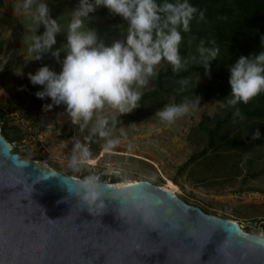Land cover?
I'll return each instance as SVG.
<instances>
[{
    "label": "rangeland",
    "instance_id": "374dc122",
    "mask_svg": "<svg viewBox=\"0 0 264 264\" xmlns=\"http://www.w3.org/2000/svg\"><path fill=\"white\" fill-rule=\"evenodd\" d=\"M43 2L66 34L71 10L79 0ZM21 3L0 0V128L14 152L80 180L90 174L112 183L148 180L163 186L170 180L187 203L236 221L246 232L264 235V142L252 139L257 129L264 136V119L249 113L263 111L264 104L257 97L248 104L240 103L237 107L244 118H234L235 109L226 100L231 92L229 68L238 57L229 52L226 43L214 45L220 57L210 62L209 78L201 66L199 43L181 32L185 69L177 73L161 61L157 76L142 89L141 106L120 117L113 133L120 143L102 154L104 141L94 139L90 149L95 163L74 172L68 167L73 142L83 141L87 131L71 124L64 105L46 110L44 105L51 104V99L36 97L43 86L31 84L28 73L34 74L44 65L59 73L61 64L50 52L31 60V36L42 34L44 26L35 33L29 13L18 7ZM90 16L86 25L95 28L106 44L122 38L127 22L120 15L101 6ZM63 33L57 35L53 50L66 43ZM65 55L62 51L60 59ZM21 70V75L15 73ZM181 79L188 83L182 86ZM196 95L201 97L198 109L173 124L155 115L166 104H179L186 98L193 101ZM234 137L242 143L231 147L228 144Z\"/></svg>",
    "mask_w": 264,
    "mask_h": 264
},
{
    "label": "clouds",
    "instance_id": "9594fccd",
    "mask_svg": "<svg viewBox=\"0 0 264 264\" xmlns=\"http://www.w3.org/2000/svg\"><path fill=\"white\" fill-rule=\"evenodd\" d=\"M101 6L127 22L126 30L121 31L122 38L110 45L99 37L95 28L86 25L92 19L90 13ZM18 7L29 13L35 33L40 25L44 26L42 34L31 36L28 46L31 60H40L43 54L50 52L61 64L59 73L47 65L39 67L34 74L28 73L31 84L43 86V90L35 93L36 97L51 99V104L44 105L46 110L54 105H64L71 124L81 132L87 131L83 141L74 139L73 142L68 167L74 172L92 164L90 144L94 139L104 141L105 151L120 143L113 135L120 117L141 106L142 89L157 76L156 69L161 61L170 64L174 72L185 69L187 60L180 54L181 32L191 30L190 23L197 19V14L199 20L205 16L204 11L198 10L189 0H164L163 3H157V0H79L71 10L65 34L43 0H22ZM61 33L65 34L66 43L53 50L56 37ZM208 43L213 47L206 46L201 40L197 51L205 75L210 78V62L220 57V50L214 46L215 41ZM62 51L66 55L61 60ZM229 71L231 92L226 104L235 109L234 118L243 120L237 105L248 104L264 93V37L259 54L241 55L230 65ZM15 73L21 75L22 70ZM179 83L184 86L188 81L181 79ZM200 100L201 97L196 95L193 101L186 98L179 104H166L155 115L170 125L197 110ZM259 137L257 129L252 139ZM148 188L145 184L143 188L124 185L118 189L122 202L120 215L134 211L145 224L157 223V209L162 202ZM71 194L94 215L103 213L107 207L105 187L98 175L90 174L77 182Z\"/></svg>",
    "mask_w": 264,
    "mask_h": 264
},
{
    "label": "water",
    "instance_id": "95a60500",
    "mask_svg": "<svg viewBox=\"0 0 264 264\" xmlns=\"http://www.w3.org/2000/svg\"><path fill=\"white\" fill-rule=\"evenodd\" d=\"M79 178L22 158L0 128V264H264V235L205 212L148 180L158 222L120 215L122 186L101 181L105 211L71 192ZM124 186V185H123Z\"/></svg>",
    "mask_w": 264,
    "mask_h": 264
},
{
    "label": "trees",
    "instance_id": "16d2710c",
    "mask_svg": "<svg viewBox=\"0 0 264 264\" xmlns=\"http://www.w3.org/2000/svg\"><path fill=\"white\" fill-rule=\"evenodd\" d=\"M164 0H157L163 3ZM175 2V0H168ZM198 10L204 11L203 20L193 19L188 34L196 42L209 41L224 42L231 54L236 57L259 54L262 50V37H264V0H189ZM264 104V93L257 96ZM256 118L264 119V110L249 112ZM1 132L3 130L1 129ZM3 134V133H2ZM256 143L264 142V136L259 137ZM242 141L234 137L229 146H237Z\"/></svg>",
    "mask_w": 264,
    "mask_h": 264
},
{
    "label": "bare ground",
    "instance_id": "6f19581e",
    "mask_svg": "<svg viewBox=\"0 0 264 264\" xmlns=\"http://www.w3.org/2000/svg\"><path fill=\"white\" fill-rule=\"evenodd\" d=\"M106 151L103 150L102 151V154L105 153ZM101 154V155H102ZM96 160L93 159V162L92 163H95ZM46 166V165H45ZM131 182H135V181H131ZM131 182H123V183H114L115 186H123V185H126V184H129ZM163 187L173 191V192H178V188H177V185H175L173 182H171L170 180L168 181L167 185H163Z\"/></svg>",
    "mask_w": 264,
    "mask_h": 264
},
{
    "label": "built area",
    "instance_id": "2783aa9c",
    "mask_svg": "<svg viewBox=\"0 0 264 264\" xmlns=\"http://www.w3.org/2000/svg\"><path fill=\"white\" fill-rule=\"evenodd\" d=\"M95 175H98V174H95ZM86 176H88V175H86ZM86 176H85V177H86ZM98 176H99V175H98ZM85 177H84V178H85ZM99 177H100V176H99ZM81 180H82V179H81ZM100 180L103 181V182H107V183L114 184V183H112L111 181H109V180H107V179H102L101 177H100ZM242 227H243V226H242Z\"/></svg>",
    "mask_w": 264,
    "mask_h": 264
}]
</instances>
